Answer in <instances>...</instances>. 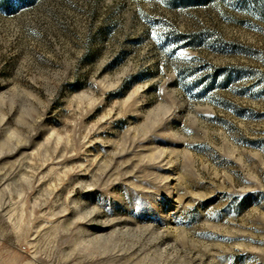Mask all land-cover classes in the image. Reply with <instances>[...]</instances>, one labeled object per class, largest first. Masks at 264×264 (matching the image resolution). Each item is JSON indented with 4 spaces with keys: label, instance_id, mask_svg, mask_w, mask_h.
<instances>
[{
    "label": "rangeland",
    "instance_id": "obj_1",
    "mask_svg": "<svg viewBox=\"0 0 264 264\" xmlns=\"http://www.w3.org/2000/svg\"><path fill=\"white\" fill-rule=\"evenodd\" d=\"M0 264H264V0H0Z\"/></svg>",
    "mask_w": 264,
    "mask_h": 264
}]
</instances>
